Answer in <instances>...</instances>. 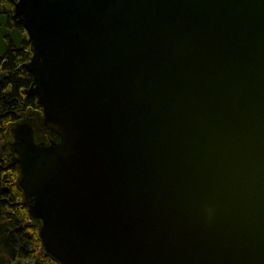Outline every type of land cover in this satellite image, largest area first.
I'll return each instance as SVG.
<instances>
[{
    "label": "water",
    "instance_id": "water-1",
    "mask_svg": "<svg viewBox=\"0 0 264 264\" xmlns=\"http://www.w3.org/2000/svg\"><path fill=\"white\" fill-rule=\"evenodd\" d=\"M14 12L42 114L8 128L10 166L43 253L264 264V0H18ZM0 25L1 59L5 39L24 38Z\"/></svg>",
    "mask_w": 264,
    "mask_h": 264
},
{
    "label": "trees",
    "instance_id": "trees-1",
    "mask_svg": "<svg viewBox=\"0 0 264 264\" xmlns=\"http://www.w3.org/2000/svg\"><path fill=\"white\" fill-rule=\"evenodd\" d=\"M17 2L18 0H13L9 5L8 9L11 10V14ZM31 51L30 44L25 41L20 52H8L6 64L3 67L0 64V70L7 74L6 78L0 82V126L2 131L6 126L17 121L20 111L30 108L37 110L39 114L41 112L36 99L27 97L25 94V91L32 85V78L25 68L32 57ZM10 160L11 158L3 156L0 151V264H13L18 259H28L32 264H56L43 253L34 229L30 231L33 251L31 250L28 254L18 247L11 235V232L21 224H27L29 217L26 208L22 205V197L18 189L10 186L8 192L3 191L7 185L2 181L3 175L9 171H12L14 176L17 174V168H10ZM4 166L7 167V171L3 170ZM28 225L30 226V224ZM19 236L22 238L23 233H20Z\"/></svg>",
    "mask_w": 264,
    "mask_h": 264
},
{
    "label": "flooded vegetation",
    "instance_id": "flooded-vegetation-1",
    "mask_svg": "<svg viewBox=\"0 0 264 264\" xmlns=\"http://www.w3.org/2000/svg\"><path fill=\"white\" fill-rule=\"evenodd\" d=\"M12 2H13V0H0V24H1V22H4V27L9 31L15 30V31L21 32V34L24 38V41L22 42L21 47L17 50L12 45V43L9 39H5L7 47H6V51L3 55V57L0 59L1 67H3L6 64L8 52L12 51L13 53H18L22 50V46L25 42V37H26V35L24 36L25 31H24L22 25L18 21L15 20L13 13L11 14V11L8 9L9 5L12 4ZM0 27H1V25H0ZM6 75H7L6 72L0 70V82L6 78ZM26 112L29 115L31 113L39 114L37 110H32L30 108L23 110V111H20L19 114H24ZM18 115H17V121L15 123H18L20 121L18 118ZM15 123H13V124H15ZM9 126H6L4 131L1 130V126H0V151L2 152L3 156H5V157L8 156L9 158H11L10 145H9L11 138L7 134ZM1 143H4V145L2 146ZM3 170L7 171V167L4 166ZM7 173L8 172H6L2 178V181H4L6 184L8 183L7 178H9V177H7ZM3 191L8 192V189L6 187H4ZM20 230L21 229H18L15 232H11V235L13 236L18 247L24 251V249H23L24 247L26 248V250L29 248L27 239L29 240L30 238L29 237L26 238V233H24V232H23V237L21 238V236L18 235V233L21 232ZM24 253H26V252L24 251Z\"/></svg>",
    "mask_w": 264,
    "mask_h": 264
},
{
    "label": "rangeland",
    "instance_id": "rangeland-1",
    "mask_svg": "<svg viewBox=\"0 0 264 264\" xmlns=\"http://www.w3.org/2000/svg\"><path fill=\"white\" fill-rule=\"evenodd\" d=\"M16 4V3H15ZM15 6V5H14ZM11 11V10H10ZM12 13H13V15H14V8H13V10H12ZM25 34H26V32H25ZM25 41L28 43V41H27V36L25 37ZM29 44V43H28ZM32 52V51H31ZM31 60V59H30ZM29 112V111H28ZM40 114H42V110H41V112H40ZM18 118H19V122H22V121H25V120H30V121H35V120H37V119H39L40 118V116H39V114H37V113H31L30 115L26 112V113H24V114H19L18 115ZM10 127V126H9ZM42 135H43V133H42ZM45 137L47 138V135H45ZM1 145L3 146L4 145V143H1ZM11 161V160H10ZM10 168H17L16 170H17V174H15V176L14 175H12L13 173H12V171L11 172H8L7 173V177H9V178H7V181H8V183H7V185H6V188L7 189H9L10 188V186L12 187V186H14V187H16V180H17V177H18V166L17 165H15V166H10ZM17 188V187H16ZM28 224H30V226L28 225ZM33 224H32V221L29 219V221H28V223L27 224H21L18 228H16L17 230L18 229H21L20 231L21 232H19L18 233V235L20 234V233H26V238H30L29 240L27 239V242H28V246H29V248L27 249V250H24L25 252H26V254H28L29 252H31V250L33 251V247H32V239H31V230L32 229H34L35 231H36V235H37V237H38V239H39V236H38V230H37V228H36V226H32ZM13 230L12 232H15V231H17V230ZM39 242H40V240H39ZM41 245V244H40ZM42 249V248H41ZM18 261H20L19 263H17ZM26 262H28V263H26ZM13 264H32V262L30 261V260H28V259H24V260H22V259H18L17 261H15V262H13Z\"/></svg>",
    "mask_w": 264,
    "mask_h": 264
}]
</instances>
